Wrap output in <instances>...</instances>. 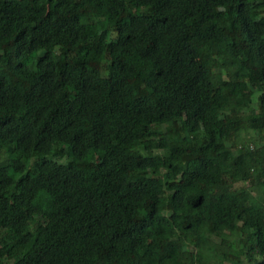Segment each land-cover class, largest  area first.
<instances>
[{"label":"trees","instance_id":"trees-1","mask_svg":"<svg viewBox=\"0 0 264 264\" xmlns=\"http://www.w3.org/2000/svg\"><path fill=\"white\" fill-rule=\"evenodd\" d=\"M0 264H264V0H0Z\"/></svg>","mask_w":264,"mask_h":264},{"label":"rangeland","instance_id":"rangeland-1","mask_svg":"<svg viewBox=\"0 0 264 264\" xmlns=\"http://www.w3.org/2000/svg\"><path fill=\"white\" fill-rule=\"evenodd\" d=\"M258 91H256L255 90V92H254V94H253V96H252V103H251V107L252 108H256V104H257V96H258ZM241 137H242V139H244V140H247V139H256V141L258 142V138H257V133L255 132V131H253V130H248V131H246V132H242V134H241ZM234 185L235 186H240V185H243V183H241L240 181H236L235 183H234ZM244 185H246L247 186V183H245Z\"/></svg>","mask_w":264,"mask_h":264}]
</instances>
